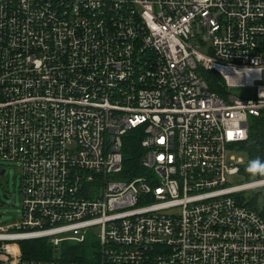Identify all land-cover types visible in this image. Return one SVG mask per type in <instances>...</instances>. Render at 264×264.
<instances>
[{
  "label": "built area",
  "instance_id": "built-area-1",
  "mask_svg": "<svg viewBox=\"0 0 264 264\" xmlns=\"http://www.w3.org/2000/svg\"><path fill=\"white\" fill-rule=\"evenodd\" d=\"M251 117L264 118V0H0V163L18 164L22 194L0 264H264V219L236 197L264 175L227 178ZM137 127L146 173L125 179ZM87 236L89 261L16 244Z\"/></svg>",
  "mask_w": 264,
  "mask_h": 264
},
{
  "label": "trees",
  "instance_id": "trees-1",
  "mask_svg": "<svg viewBox=\"0 0 264 264\" xmlns=\"http://www.w3.org/2000/svg\"><path fill=\"white\" fill-rule=\"evenodd\" d=\"M209 88L220 94L224 92L221 76L211 70L201 72ZM250 129L245 140L235 143V148L246 152L247 161L239 164L237 174L246 182L261 178L264 175V118L251 117ZM143 137L140 127L127 131L122 136V170L120 176L128 179L145 174L141 166L140 157L143 153L141 139ZM238 199H244V204L258 212L264 219V189L254 191L244 197L243 193L236 194ZM22 257L34 259H52L53 246L46 238L20 240ZM96 239L91 236L83 242L64 240L60 243V260L89 261L93 260L91 254L96 247Z\"/></svg>",
  "mask_w": 264,
  "mask_h": 264
},
{
  "label": "rangeland",
  "instance_id": "rangeland-1",
  "mask_svg": "<svg viewBox=\"0 0 264 264\" xmlns=\"http://www.w3.org/2000/svg\"><path fill=\"white\" fill-rule=\"evenodd\" d=\"M205 40L206 44L210 43L209 39ZM230 90L235 96L251 97L254 95V89L251 87L238 86L231 87ZM227 159L233 164H243L247 161V155L244 150L233 148L232 150H228ZM2 165L5 167V172L0 175V226L10 227L17 221L22 211V194L20 192L21 173L15 161L0 163V170L3 169ZM227 178L233 184L244 181L243 177L239 174L229 175ZM254 191H247L246 196ZM16 244L19 246V253L22 256L20 250L21 244L20 242H16ZM53 249V259H59L60 245L53 247Z\"/></svg>",
  "mask_w": 264,
  "mask_h": 264
},
{
  "label": "water",
  "instance_id": "water-1",
  "mask_svg": "<svg viewBox=\"0 0 264 264\" xmlns=\"http://www.w3.org/2000/svg\"><path fill=\"white\" fill-rule=\"evenodd\" d=\"M4 173V170L3 169H1L0 170V175H2Z\"/></svg>",
  "mask_w": 264,
  "mask_h": 264
}]
</instances>
